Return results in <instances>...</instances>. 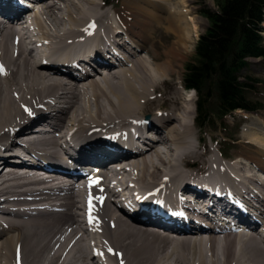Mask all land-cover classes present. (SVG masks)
I'll use <instances>...</instances> for the list:
<instances>
[{
	"label": "bare ground",
	"instance_id": "1",
	"mask_svg": "<svg viewBox=\"0 0 264 264\" xmlns=\"http://www.w3.org/2000/svg\"><path fill=\"white\" fill-rule=\"evenodd\" d=\"M107 1L0 0V166L15 161L16 133L43 122L53 131L30 140L42 152L10 163L34 172L0 170V264H264V121L261 128L250 118L258 128L243 135L256 151L246 148L240 162L209 153L199 176L180 170L189 159L204 158L188 105L174 94L159 106L175 107L141 114L146 103L162 100L158 81L174 73L200 19L174 7L166 15L171 0H121L120 7ZM174 4L186 8L184 0ZM163 21L176 41L164 46L163 64L149 65L142 54L156 51L154 27ZM98 67L104 76L96 78ZM131 125L145 151L129 143ZM147 128L158 132L164 150L143 133ZM83 164L106 172L76 180ZM38 170L50 173L41 178ZM187 192L208 200L206 220L186 206ZM126 195L136 204L118 203ZM250 198L262 207L260 219ZM257 223L261 230L236 234ZM86 237L96 243L86 246Z\"/></svg>",
	"mask_w": 264,
	"mask_h": 264
},
{
	"label": "trees",
	"instance_id": "2",
	"mask_svg": "<svg viewBox=\"0 0 264 264\" xmlns=\"http://www.w3.org/2000/svg\"><path fill=\"white\" fill-rule=\"evenodd\" d=\"M213 1L216 11L200 10L208 26L197 40L195 59L186 65L182 81L183 87L197 94V121L208 115L211 98L219 115L259 106L247 98L257 81L242 72L247 60L264 59L260 35L264 0Z\"/></svg>",
	"mask_w": 264,
	"mask_h": 264
},
{
	"label": "rangeland",
	"instance_id": "3",
	"mask_svg": "<svg viewBox=\"0 0 264 264\" xmlns=\"http://www.w3.org/2000/svg\"><path fill=\"white\" fill-rule=\"evenodd\" d=\"M97 1L101 3L104 0H97ZM110 1L114 2L112 5H114L116 2V4L119 5V7H120V4H121L120 1L121 0H110ZM111 2L109 3L107 1L108 4H111ZM174 2H175V0H171L170 2L167 3L168 6H166L164 13H166V15H167V13H169L168 8L171 7L172 9L175 8V13L179 12V14H181L183 12L182 15H184L185 18L186 17L188 18L189 16L192 18H194V17L199 18L200 21L198 24V31L195 34L196 37H192L191 42L187 44L188 49L186 48V51L181 55L180 58H182V59L177 64L176 68L174 69V71H173L174 73H172L168 77L167 81L166 80H164L165 82L158 81L157 94L159 96L157 95V97L158 98L160 97L162 100H160L159 103H156V102L146 103L145 108L142 111L141 116H145V117L146 116H154L157 114V112H161V111L165 112V110L168 109L167 107H175L172 102L171 103L169 102L171 105H169L168 103H166V105L164 104L163 106H159V105L163 104L161 102L163 101L164 98L166 99L168 97H172V96H174V94L180 96L182 106L185 107L188 105L189 109L192 112V116L189 119V125L191 126V129L194 132V135H197V137L199 138L198 141H195L196 138H194V141L196 142L195 145H197V146L200 145V147H196V149L199 153L204 155V158L202 157L203 159L201 158V159L195 160V161L189 159L188 164L181 165L180 166L181 168L179 167V169L182 171H187L188 173H191L193 176L194 175L199 176L198 173L200 171L202 172L203 169L206 167V165L204 163V159H206L209 156V153H210V156L214 155L213 156L214 158H215V156H216V158H219L218 154L216 153V149H214V148H218V150L222 154L225 153V155H227L228 158H230L234 161H239V162H240V160L238 158H242V159L244 158L243 154L246 153V148L256 151V149L253 146H250V144L247 143L248 139L246 138V136L248 134H246V135H243V134L245 133V129L248 131L252 127H257L255 125H252V123H255V122H254V119H250V118H255L257 120L259 119L258 122H256V123H258L261 126V128H262V122L261 121H264V59H249L248 60V63H250V65H251V67L249 69L250 73L248 75L254 79H257L258 84L257 83L253 84L254 88L252 89V91L249 90V92L247 94V98L252 103H256V104L260 105V109L255 111V112H252V113H250V112H248V113L238 112V113H234L231 115L223 116V115H219V113L215 110L216 109L215 102L211 98V100L208 104V107H209V112L207 113L208 115L206 116L204 114L203 117H205V118L202 117L204 123L201 126L203 128L201 130H198V127L196 126L197 123L195 121L196 119H198V115L196 113L197 97H196L195 93H187V91L183 92L182 87L180 85L182 84L183 75L185 73L186 65L188 63L193 62L195 59V46H196L197 40L199 39V36L205 32V30L208 26L207 20L203 16L200 15V10L205 7V8H208L210 11H216L217 8H216L215 2L213 0H184V6L186 7V8H184V10L183 9L181 10V8H182L181 6L175 7ZM179 2H181V1H179ZM105 7L107 9V6H105ZM178 8L180 9V11ZM172 9H170V10H172ZM164 25H166V27H164ZM158 27L159 28H157L156 26L154 27L155 37H156V40H155L156 51L154 50V48L150 47V53H146V54L143 53L142 54L143 55L142 58L143 59L147 58L146 60L149 63V65H155V63L159 64V62H161L160 64H163V61L165 59H164V55H162V53L166 49L164 46L166 45L167 49H170L173 46V43H175V41H176V38L171 33L168 32L167 27H169V25L165 21H163ZM166 28H167V30H166ZM183 28H184V26L182 25V29ZM187 29H188V27H187ZM261 29H262V32L260 34L261 38H262L261 43L264 47V14H263V23L261 24ZM152 32H153V30L151 31V33ZM182 40H183V38H181V41ZM153 56L159 57V61H153L151 58ZM148 57H149V59H148ZM97 74L98 75H96V78H98L100 75L99 71ZM37 102L40 103L38 100H37ZM35 107H33V108H35ZM33 108H30L29 111L33 110ZM23 117H25V115ZM202 118L200 119L201 120L200 122H202ZM192 120H193V122H192ZM117 122L118 121H114V124H111V125H114V127H115V125L118 124ZM109 127H111V126H109ZM118 128L120 129L118 131H123L126 127L124 128L123 126H120ZM99 129L107 130L106 128H99ZM247 131H246V133H247ZM239 146H241L242 148ZM161 149L164 150L163 146H161ZM223 167H225V166H223ZM259 179H261V180L264 179V176H261ZM254 204L257 205V203H254ZM82 225L84 226V224H82ZM82 230L86 232V226H84ZM83 242L88 247L91 243H96V242H91L87 237L83 240ZM96 245L99 249H101V246L98 243Z\"/></svg>",
	"mask_w": 264,
	"mask_h": 264
}]
</instances>
